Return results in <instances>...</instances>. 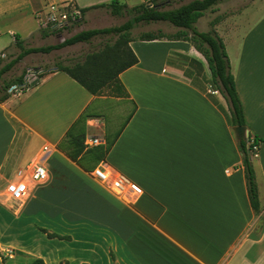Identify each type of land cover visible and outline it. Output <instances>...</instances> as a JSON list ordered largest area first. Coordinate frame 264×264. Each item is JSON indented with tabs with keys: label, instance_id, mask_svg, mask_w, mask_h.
<instances>
[{
	"label": "crops",
	"instance_id": "0c3cea01",
	"mask_svg": "<svg viewBox=\"0 0 264 264\" xmlns=\"http://www.w3.org/2000/svg\"><path fill=\"white\" fill-rule=\"evenodd\" d=\"M69 1L83 9L112 0ZM42 2L0 0V60L19 54L16 39L26 46L68 31L42 32L34 15ZM97 8L84 12L81 30ZM207 11L196 27L208 31L219 19L246 126L263 139L252 158L260 212L235 132L208 92L206 58L186 40L137 36L130 46L138 62L119 74L122 96L94 95L66 72L37 65L26 89L0 102V264H264V0L199 29ZM93 136L103 140L90 145ZM45 146L49 180L25 201H8L7 184ZM96 167L143 192L118 193Z\"/></svg>",
	"mask_w": 264,
	"mask_h": 264
},
{
	"label": "trees",
	"instance_id": "16d2710c",
	"mask_svg": "<svg viewBox=\"0 0 264 264\" xmlns=\"http://www.w3.org/2000/svg\"><path fill=\"white\" fill-rule=\"evenodd\" d=\"M134 6L120 0H112L108 3H102L93 7L83 8V12L89 8L104 7L113 15L123 16L130 15V18L121 25L91 28L81 30L63 41L56 44L38 47H26L22 42L16 39V45L20 48V52L16 57L8 60H0V80L3 76L13 69L26 55L30 53H50L53 50L61 49L66 46L74 45L79 42H90L93 38L102 35H115L116 39L105 44L98 50L88 52L82 61L72 65H59L57 70L66 72L89 92L94 95H104L102 89L111 80H115L122 93L117 96L126 94L124 85L122 84L119 74L138 62V57L130 46V42L134 39L131 30L140 22H158L168 21L180 28L173 34L161 32L146 31L141 33L138 38L140 40L155 39H182L192 43V45L206 58L211 73V83L225 98L229 111L218 103L216 97L210 94L212 100L224 113L232 132L234 126H246V119L243 105L239 97L235 77L231 71L230 60L226 51L223 39L216 31L214 25L218 18L212 21L211 29L208 31H199L196 27L197 20L208 9H213L223 0H191L172 9H164V6L171 3L172 0H149ZM44 33H50L42 30ZM36 71L39 68H35ZM26 73H22L11 82H6L1 87L0 102L8 99L13 92L10 89L14 85L25 84ZM247 128V126H246ZM238 150L242 156V163L245 170L246 184L250 203L256 213L260 212V200L258 192V184L256 174L252 163V155L249 152L256 145L260 148L263 139L257 134L249 131V136L237 137ZM51 236H56L50 234ZM32 264H44L43 259H36ZM86 264V263H82Z\"/></svg>",
	"mask_w": 264,
	"mask_h": 264
},
{
	"label": "rangeland",
	"instance_id": "374dc122",
	"mask_svg": "<svg viewBox=\"0 0 264 264\" xmlns=\"http://www.w3.org/2000/svg\"><path fill=\"white\" fill-rule=\"evenodd\" d=\"M191 0H172L171 3L164 6V9H172L175 7L180 6L183 3H187ZM253 0H223L218 5L217 8L214 10H208L205 16L200 20L201 22L197 23L199 29H206L210 28L211 20L220 14H228L230 12H234L246 4H249ZM255 2V0H254ZM130 18V15H123L117 16L113 15L108 9L104 7L97 8V12L93 16V19L88 23V25L84 26L83 28H103L115 25H121L125 21ZM82 23V22H81ZM80 24L76 27H70L68 31L63 32L62 34H53V37L50 41H32L31 43H27L26 46H39V45H46V44H53L63 41L65 38L70 37L71 35L81 31ZM180 30L179 27L173 25L168 21H158V22H140L138 23L132 30L131 35L132 37H137L141 33L146 31H153V32H161L166 34H173ZM117 36L115 35H102L93 38L90 42H79L74 45L66 46L61 49H56L51 51L50 53H31L27 55L24 59H22L17 65L14 66L12 70L7 72L3 78L0 80V89L6 82L13 81L16 77L20 76L22 73H26V75H30V73L35 72V67L41 66L40 69L46 70H53L56 69L59 65H72L76 62L82 61L84 56L92 51L100 49L105 42L109 41L112 42L116 39ZM20 49H16L15 53L18 54ZM6 59V58H5ZM32 65L31 69H28V66ZM39 69V70H40ZM210 85H212L210 80ZM214 87V86H213ZM215 88V87H214ZM216 89V88H215ZM217 90V89H216ZM1 91V90H0ZM104 95H112L117 96L119 93H122L119 89V86L115 82V80H111L109 83L105 85L102 89ZM1 95V92H0ZM215 97L221 96L222 94L217 91L216 94H212ZM223 96V95H222ZM228 112V107L225 108ZM88 116V115H87ZM71 142H68L69 145ZM67 145V146H68ZM252 158L255 157L254 153L251 151ZM6 200V197L4 198ZM12 211H15L19 204L16 203L12 205V203H8Z\"/></svg>",
	"mask_w": 264,
	"mask_h": 264
},
{
	"label": "built area",
	"instance_id": "2783aa9c",
	"mask_svg": "<svg viewBox=\"0 0 264 264\" xmlns=\"http://www.w3.org/2000/svg\"><path fill=\"white\" fill-rule=\"evenodd\" d=\"M147 2L150 3L148 0ZM34 15L42 30H47L50 33L69 30L70 27L80 24L84 18V12L82 8L69 0H43L40 7H38ZM3 56H5L3 54ZM26 89V85H14L10 92L20 93ZM216 90L212 85H209L208 92L210 94H216ZM219 92V91H218ZM103 139L99 136H93L88 138V144L98 145ZM48 148L45 146L42 155L38 159L30 161L20 172L19 176L10 181L5 189V196L8 201L23 202L31 195V188L46 183L49 180V172L46 166L43 164V157ZM256 156L259 151V147L254 145L250 150ZM94 175L105 183H109L114 190L118 193L130 191L134 194H141L142 188L129 179L124 174H118L112 177L108 171H105L101 167L94 169ZM3 252V251H2ZM7 257L12 256V251L9 250Z\"/></svg>",
	"mask_w": 264,
	"mask_h": 264
},
{
	"label": "water",
	"instance_id": "95a60500",
	"mask_svg": "<svg viewBox=\"0 0 264 264\" xmlns=\"http://www.w3.org/2000/svg\"><path fill=\"white\" fill-rule=\"evenodd\" d=\"M234 132L236 133L237 137H248L249 136V129L246 126L238 125L233 127Z\"/></svg>",
	"mask_w": 264,
	"mask_h": 264
}]
</instances>
